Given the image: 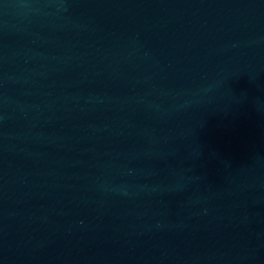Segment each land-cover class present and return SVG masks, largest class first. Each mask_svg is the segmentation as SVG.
Wrapping results in <instances>:
<instances>
[{
	"label": "water",
	"instance_id": "1",
	"mask_svg": "<svg viewBox=\"0 0 264 264\" xmlns=\"http://www.w3.org/2000/svg\"><path fill=\"white\" fill-rule=\"evenodd\" d=\"M0 264H264V0H0Z\"/></svg>",
	"mask_w": 264,
	"mask_h": 264
}]
</instances>
